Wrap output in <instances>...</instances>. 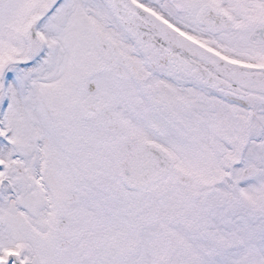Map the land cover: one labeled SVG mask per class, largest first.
I'll use <instances>...</instances> for the list:
<instances>
[{
    "label": "snow or ice",
    "instance_id": "obj_1",
    "mask_svg": "<svg viewBox=\"0 0 264 264\" xmlns=\"http://www.w3.org/2000/svg\"><path fill=\"white\" fill-rule=\"evenodd\" d=\"M0 264H264V0H0Z\"/></svg>",
    "mask_w": 264,
    "mask_h": 264
}]
</instances>
